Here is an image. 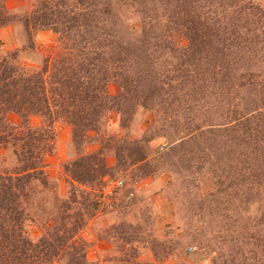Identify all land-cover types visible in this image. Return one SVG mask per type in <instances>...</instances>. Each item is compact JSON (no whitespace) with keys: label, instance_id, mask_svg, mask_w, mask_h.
I'll return each instance as SVG.
<instances>
[{"label":"rangeland","instance_id":"1","mask_svg":"<svg viewBox=\"0 0 264 264\" xmlns=\"http://www.w3.org/2000/svg\"><path fill=\"white\" fill-rule=\"evenodd\" d=\"M141 1L127 7L124 15L138 34L149 16L165 14L170 0ZM254 1L264 6V0ZM40 2L0 0L12 19L0 28V54L17 53V62L28 68H41L45 60L52 63L64 46L51 30H40L33 39L24 32L21 21ZM217 2L220 11L230 3ZM171 3L190 11L189 0ZM171 35L176 46L187 45L177 29ZM159 63L163 70H173L177 57L167 53ZM108 92L117 96L120 88L111 83ZM209 95L211 91L194 103L200 110L196 131L185 125L184 110L174 117L172 99L167 103L165 96L151 108L137 105L126 122L108 110L99 130L81 142L74 140L68 123L54 121V149L45 159L47 184L34 182L25 203L33 220L25 227L29 239L37 241L50 226L63 222L71 230L78 222L81 228L72 241L84 243L91 264H241L250 250L256 256L251 261L264 264V150L240 144L229 128L230 118L219 116ZM239 97L250 102L247 93ZM182 104L179 101L176 109ZM10 118L20 122L16 115ZM31 123L40 127L43 120L33 117ZM88 155L98 159L88 160L91 173L76 176L74 172L85 170L74 162ZM18 168L13 151L0 150V170L14 173ZM82 178L88 180L79 181Z\"/></svg>","mask_w":264,"mask_h":264},{"label":"trees","instance_id":"2","mask_svg":"<svg viewBox=\"0 0 264 264\" xmlns=\"http://www.w3.org/2000/svg\"><path fill=\"white\" fill-rule=\"evenodd\" d=\"M224 1L230 2L229 7L220 11L217 0L214 4L189 0L190 11L184 13L170 0L162 16L146 13L150 21H143L139 34L124 15L127 7L142 4L140 0H41L23 18L28 37L51 30L64 46L52 63L45 60L41 68L19 64L17 53L0 54V150H12L19 162L14 173L0 170V264H91L84 243L72 241L82 223L71 230L63 222L50 226L37 241L25 230L33 222L25 208L33 184H47L45 159L54 149L57 119L68 123L74 140L81 142L87 133L99 130L108 110L126 122L137 105L151 108L163 103L165 96L167 103L172 99L174 117L184 110L185 125L196 131L200 110L194 103L211 91L219 116L230 118L229 128L240 144L264 150V6L254 0ZM11 21L9 11L0 6V28ZM172 23L187 45L173 43ZM167 53L177 57L173 70L158 64ZM111 83L120 88L117 96L108 92ZM240 93L249 94L250 102L243 101ZM179 101L183 104L176 109ZM205 113L215 115L209 109ZM11 115L20 122L12 121ZM33 117H40L43 125L34 127ZM95 157L74 162L85 170L74 174L87 178L88 160H98ZM253 257L250 250L241 264H261L256 258L251 261Z\"/></svg>","mask_w":264,"mask_h":264}]
</instances>
